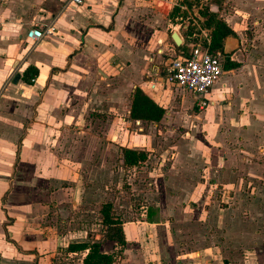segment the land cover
I'll return each mask as SVG.
<instances>
[{"label": "crops", "instance_id": "crops-1", "mask_svg": "<svg viewBox=\"0 0 264 264\" xmlns=\"http://www.w3.org/2000/svg\"><path fill=\"white\" fill-rule=\"evenodd\" d=\"M172 4L0 0V264H54L62 251L53 250L54 244L68 255L80 253L79 264H84L88 248L70 246L97 240L89 242L83 230L69 241L46 235L52 203L95 207L97 224L104 223L106 209L111 223L104 224L103 231L112 227L114 237L125 240L121 255L103 250L98 241L99 252L113 256L111 264H234L229 256L240 243L235 234L243 231L244 176L253 171L213 165L210 146L196 138L180 140L192 150H178L167 166L149 168L146 138L138 141L143 145L133 144L135 134L128 131L118 150L104 151L101 139L84 131L94 123L93 111L116 113L123 125L129 122L150 131L161 125L176 128L183 117L189 122L193 116L206 130L220 125L237 130L246 157L248 135L254 137L264 126V0H223L220 8H209L219 11L230 33L217 54L222 74L207 93L208 104L197 111L193 94L165 79L169 59L201 40L176 29ZM45 25L50 33L35 42L27 37L29 29ZM173 31L181 37L179 45L171 38ZM211 31H203L209 47ZM189 106L194 112L188 111L186 118L183 110ZM112 121L120 122L118 116ZM127 148L142 156L127 162ZM116 158L124 169L149 176L137 192L143 200L138 202L140 216L127 221L112 214V199L100 201V176L116 170L110 163ZM228 175L237 177L230 180ZM222 193L225 198L219 200ZM250 199L245 203L252 206ZM195 224L200 229L195 230ZM199 233L202 245L196 247ZM148 236L156 243L143 247ZM217 237L234 246L225 250L227 246L214 242ZM133 238H139L135 250ZM184 238L189 239L187 246L177 243ZM248 259L242 257L239 264H252Z\"/></svg>", "mask_w": 264, "mask_h": 264}, {"label": "rangeland", "instance_id": "rangeland-1", "mask_svg": "<svg viewBox=\"0 0 264 264\" xmlns=\"http://www.w3.org/2000/svg\"><path fill=\"white\" fill-rule=\"evenodd\" d=\"M222 1L223 0H173L172 9L170 11L173 15V25H176V29L181 33L186 32L194 39H201L200 41L204 42L205 37L208 36L206 34L207 32L204 33L205 29L212 30L215 21H220L219 11L213 12L209 8L211 5L220 8L222 6ZM212 52L220 55L219 50H213ZM221 58L222 60L225 59L223 55H221ZM214 106L215 104L210 105L206 110L209 108L212 109ZM192 108L196 110L194 106ZM190 110L194 112L190 106L183 110V114L186 118L190 117L188 116V111ZM91 116L93 117L94 123L92 127L88 126V128H84V131H87L88 134L93 133L101 139V150H118L121 147L119 141H122L124 135L127 134L128 131H132L133 134H135L133 144H142L138 141L146 138L147 143L144 144V146L146 145L145 147L148 148V152H150L151 155L146 160L149 168L158 167L160 164L161 166H167V162L173 160L178 150L182 153L192 150L190 147L188 148L186 146V141L182 142L180 140L196 138L204 141V143H201L202 145L210 146L213 165L218 167L222 166L223 169L227 170H235L241 167L249 172L253 171L249 176H244L243 185H245V188L244 192H242L244 194L240 196V201L243 205L241 207V212H243L242 215L244 217L243 231L239 236L235 234L237 237L236 240L240 241V243H238L237 247L234 249L232 248L233 252H231L229 257L234 264L242 263V257L245 259L249 258L248 262L252 264H264V126L256 129L254 137L248 135V153H244L246 157H243L244 144L242 143V135L238 134L237 130L232 131L227 125L211 127L206 130L201 124L198 125V118L196 119V117L191 116L189 122H187L186 119L184 121L183 117L181 123L176 128L171 129L169 127H162L163 125H161L155 128V130L150 131L148 128H140L129 122L123 125V120L120 118V115L116 113L107 114L106 112L93 111ZM113 116H118L120 122L118 123L117 121L114 124L112 121ZM87 118L90 119V117ZM142 131L148 135L141 136L140 133H142ZM73 134H76L75 130ZM78 134L81 135L82 133L80 132ZM215 139L218 141H214ZM113 143L119 145L118 148L111 147ZM240 155L241 160H244L245 167L242 166ZM158 159L161 160V163H159ZM110 163L116 167V170H109L108 174L100 176V201L101 203L106 201L110 202L109 200L112 199L114 203L116 199L114 205L112 203V214L120 217L121 220L124 221L134 219L137 215L140 216L139 210H141V207L138 202H143V200L140 199L141 195L137 193L139 184L147 182L149 176L145 174L140 175L139 169H124L118 158L111 159ZM154 176L158 177V175ZM226 177L231 180L233 177L235 178L237 176L228 175ZM222 196L225 198V195L222 193L220 194L219 200ZM245 198H251L250 200H253L251 202L252 206L251 204L245 203ZM223 201L225 200L223 199ZM97 212L98 209L95 207H87L86 210H84L80 206L75 207L68 204L66 207H62L52 203L48 212L49 217L52 216V221H50L51 229L46 234V230L43 231L41 228V234L44 235L45 233L53 237H60L61 240H65L64 237L66 236V240L69 241L74 240L75 232L77 233V237H79L80 231L83 230L81 234L82 236L84 235L85 239H89V242L92 239H96L102 243L103 250H115L116 255H121L125 240L121 239L122 236L114 237L116 230L112 227L107 229V231H103L102 228L105 223L101 222L97 224L96 221L100 218L99 215L96 216ZM61 219H66V222L64 223V221H62L60 223L59 220ZM214 226L215 225L211 224V227ZM198 229H200V227L197 224L195 230ZM60 233H62V235H60ZM200 234L201 233L198 234L199 236H195V238H197V240H194L196 247L197 245H202ZM150 238L149 236L147 238L144 237L143 247H147L148 245L151 246L156 243V238L152 240L153 244ZM207 240L211 241L209 239ZM138 241L139 238H133L132 250H135L140 245ZM176 241L177 243L187 246L189 239H177ZM214 242L218 243V246L221 245V247L227 246L224 248L225 250L230 249L228 245L234 246L226 243L221 237L215 238ZM55 245L56 244L53 245V250L62 251L61 254L57 255L58 261L54 264L80 263L83 255L80 253L77 255H68L63 251L64 248H62V245H57V248H55ZM226 257L229 258L228 256Z\"/></svg>", "mask_w": 264, "mask_h": 264}, {"label": "built area", "instance_id": "built-area-1", "mask_svg": "<svg viewBox=\"0 0 264 264\" xmlns=\"http://www.w3.org/2000/svg\"><path fill=\"white\" fill-rule=\"evenodd\" d=\"M79 4L82 0H69ZM48 25L42 28L33 27L27 31V37L34 42L45 33H50ZM210 41L191 43L186 53L171 57L165 69V79L176 86L189 90L194 96V107L202 110L208 104L207 93L219 79L223 67L219 56L209 47Z\"/></svg>", "mask_w": 264, "mask_h": 264}, {"label": "trees", "instance_id": "trees-1", "mask_svg": "<svg viewBox=\"0 0 264 264\" xmlns=\"http://www.w3.org/2000/svg\"><path fill=\"white\" fill-rule=\"evenodd\" d=\"M230 33L229 28L223 21H215L214 28L211 31L212 43L210 46V50H219L222 51V40L223 38ZM187 49H183L181 52L186 53ZM125 153V159L129 163H135L139 156H142L141 153H137L132 149L123 150ZM103 214L105 215V224L111 223L109 215L105 208H103ZM94 243V244H93ZM93 243H77L72 244L71 248L83 249L88 248V253L83 259L84 264H111L114 259L111 254L101 253L99 252V242Z\"/></svg>", "mask_w": 264, "mask_h": 264}, {"label": "water", "instance_id": "water-1", "mask_svg": "<svg viewBox=\"0 0 264 264\" xmlns=\"http://www.w3.org/2000/svg\"><path fill=\"white\" fill-rule=\"evenodd\" d=\"M171 38L176 45H179L181 43V37L176 31L172 32Z\"/></svg>", "mask_w": 264, "mask_h": 264}]
</instances>
